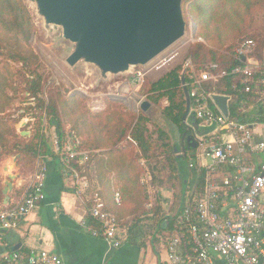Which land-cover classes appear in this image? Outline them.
<instances>
[{
  "label": "trees",
  "instance_id": "trees-1",
  "mask_svg": "<svg viewBox=\"0 0 264 264\" xmlns=\"http://www.w3.org/2000/svg\"><path fill=\"white\" fill-rule=\"evenodd\" d=\"M230 5L231 15L226 11ZM183 9L196 24L199 37L205 41L190 46L193 69L184 72L183 67L178 66L156 82L147 80L144 86V94L151 103L167 102L162 114L176 128L181 139L179 146L173 145L170 134L152 124L144 113L136 115L116 103H111L103 112L91 113L86 109L85 100L76 96L66 98L59 89L50 90L48 99H45L41 61L30 45V38L37 31L32 10L27 0H0V162L8 156L17 157V165L24 169L32 166L40 155L50 154L56 167L65 169L42 126L44 115H48L62 142L67 136L64 125L69 123L68 132L74 133L81 141L79 150L90 152L88 160L79 158L73 163L81 176L88 180L85 196L91 199L98 194L120 225L132 224L128 227L126 239H130L141 226L148 230H163L165 226L164 230L175 233L177 216L196 195L202 193L206 176L203 171L190 170L188 162L185 170H181L182 160L188 158L178 156L176 152L182 147L188 154L193 150L186 140L193 130L184 122L187 97L183 74L185 82L190 83L212 63L232 70L237 65L234 51L247 38L256 41V58L262 60L264 56V0H184ZM2 62L8 65L1 67ZM9 64L19 66L24 93L22 100L26 103L25 107L18 109L21 115L17 119H13L10 110L21 88L7 76V72L13 76ZM236 83V77L231 75L218 83H205L204 88L207 93L231 98L232 118L252 122L253 117H245L240 112L243 104H252L246 94L234 90ZM187 91L191 88L188 87ZM26 116L35 119L34 130L29 137H20L14 125ZM191 176L194 177V186L189 180ZM181 179L186 191L184 196H187L181 203H174L171 214H167L160 191L168 185L175 189ZM4 181L0 176V210L5 208ZM117 192L122 198L120 205L114 201ZM14 195L20 196L21 193L9 194L8 206L15 205L12 202ZM175 198L178 199L176 194ZM86 224L93 230L101 228L100 222L89 212ZM15 253L20 255L18 261L10 263L0 257V264H28L30 250L17 248L14 244L8 246V254Z\"/></svg>",
  "mask_w": 264,
  "mask_h": 264
},
{
  "label": "built area",
  "instance_id": "built-area-1",
  "mask_svg": "<svg viewBox=\"0 0 264 264\" xmlns=\"http://www.w3.org/2000/svg\"><path fill=\"white\" fill-rule=\"evenodd\" d=\"M256 51V42L246 39L234 51L237 65L232 70L212 63L195 75L192 82H183V88H191L190 112L197 119L198 129L194 128V122H188V126L193 130L197 147L190 158L184 147L177 150V155L189 159L190 170L203 171L206 176L202 193L196 195L177 216L175 235L166 239L169 264H216L217 259H222L225 264H264V206L261 201L264 139L258 141L255 134L256 127L264 123V111L255 115L252 122H241L231 117L229 106L226 116L214 100L216 95L207 93L204 88L205 83H218L233 75L237 81L234 90L246 94L252 105H264V56L262 60L256 58ZM165 58L162 59L166 63ZM140 68L130 71L139 84L146 75ZM188 69H193L190 60L184 72ZM246 111L247 104H243L240 112ZM80 145L81 141L74 133L68 134L62 142L56 136L54 153L59 155L60 162L72 176L79 199L101 224L99 230L90 229L92 237L101 238L113 249H119L128 231L113 213L107 211L98 194L91 199L85 196L88 180L81 176L73 163L79 158L88 160L90 152L79 150ZM48 172L46 163L40 165L22 200L0 210V233L19 229L34 213L45 198ZM114 201L121 204L120 193L115 194ZM84 226L87 227L86 222ZM19 258L17 253L4 256L10 263ZM28 264L63 263L58 255L41 251L31 252Z\"/></svg>",
  "mask_w": 264,
  "mask_h": 264
},
{
  "label": "water",
  "instance_id": "water-1",
  "mask_svg": "<svg viewBox=\"0 0 264 264\" xmlns=\"http://www.w3.org/2000/svg\"><path fill=\"white\" fill-rule=\"evenodd\" d=\"M36 5L46 27L62 30L65 40L73 44L67 58L71 67L84 63L96 67L103 79L126 75L135 67H145L179 43L187 34L188 16L184 0H27ZM184 82V78H182ZM187 122L191 98L185 88ZM222 112L228 116L227 96H214ZM147 113L150 102L142 104ZM194 128L198 129L193 117ZM195 149L193 133L186 137ZM177 152V150H176ZM13 183H5L4 205H8Z\"/></svg>",
  "mask_w": 264,
  "mask_h": 264
},
{
  "label": "crops",
  "instance_id": "crops-1",
  "mask_svg": "<svg viewBox=\"0 0 264 264\" xmlns=\"http://www.w3.org/2000/svg\"><path fill=\"white\" fill-rule=\"evenodd\" d=\"M263 111L264 105H247L243 115L254 117ZM255 134L258 141L264 139V123L256 127ZM17 161V158L9 157L0 164L4 184L7 181L13 183L9 194L14 191L21 193L20 196L14 195L12 202L17 204L22 200L33 175L40 165L46 163L49 172L45 198L19 229L0 233V257L7 255L8 246L14 244L31 252L56 254L63 264H169L166 239L175 233L164 230L165 226L163 230H148L141 226L130 239H125L119 249H113L101 238L92 237L90 228L84 226L87 207L76 194L70 173L56 167L50 154L40 155L32 166L24 169L17 165ZM189 180L193 183L194 177ZM161 201L165 212L171 214L176 198L168 209L162 198ZM261 201L264 206V192ZM129 226L132 224L126 226L127 231ZM216 264L225 263L217 259Z\"/></svg>",
  "mask_w": 264,
  "mask_h": 264
},
{
  "label": "rangeland",
  "instance_id": "rangeland-1",
  "mask_svg": "<svg viewBox=\"0 0 264 264\" xmlns=\"http://www.w3.org/2000/svg\"><path fill=\"white\" fill-rule=\"evenodd\" d=\"M27 2L32 10L34 21L37 25V31L30 38V45L41 61L42 72L45 77V99H48V92L50 90L59 89L66 98L76 96L85 100L86 109L91 113L103 112L110 107L111 103H116V105L123 107L124 110L135 113L136 115L144 113L141 108L142 104L144 102L151 103L147 95L144 94L145 82L147 80L156 82L178 66H182L183 70H185L187 61H191L192 59L190 55V46L199 41L205 42L203 38L199 37L196 24L192 18L188 17L189 27L185 38L155 59L148 67H139V70L146 74L141 84L136 82L130 73L126 75L109 76V78L105 80L102 78L99 70L93 65L81 63L73 67L69 66L66 61L73 50V44L63 38L60 28L54 26L46 27L44 19L38 15L36 5L29 1ZM230 10L231 5L228 6L226 11L230 14ZM229 18L231 19V17ZM233 20H235L234 17ZM245 40L246 39L242 41ZM163 57H166V63L163 61ZM171 57H173L172 60H170ZM7 65V63L2 62L1 67H6ZM9 65L12 67L11 71L13 72V76H10L8 72L7 76L10 77L12 82L18 85V88H21L17 93V100L14 103V107L10 110L11 114L14 116L13 119H17L21 115L18 109L25 107L26 103L22 100L24 93L18 71L19 66ZM10 94H13V92H10ZM166 106L167 102L165 100H162L159 104L151 103V108L144 114L151 119L152 124L163 128L170 134L173 145L180 146L181 139L177 134L176 128L168 122L162 114ZM192 120L193 113L189 112L187 124L188 122H192ZM34 124L35 119H32L31 116H26L19 124L14 125V127L20 137H29L33 133ZM42 127L45 137L54 149V141L57 135L55 133V127L51 124L48 115H44ZM150 127L154 130L153 125H150ZM200 127H204L202 123ZM64 128L67 131V135L71 134L68 132L71 128V124L66 123ZM193 153V150L190 151L189 158ZM9 157L17 158L8 156L2 162L6 161ZM188 160L189 159L182 160L181 170H185ZM2 162H0V164ZM182 181L183 179L177 182L175 189H172L170 185H168L160 191L167 209L174 201L175 194L176 197H178L175 205L181 203L186 192L182 185ZM194 184L195 182H193L192 185L194 186ZM171 207L173 208L174 205Z\"/></svg>",
  "mask_w": 264,
  "mask_h": 264
}]
</instances>
